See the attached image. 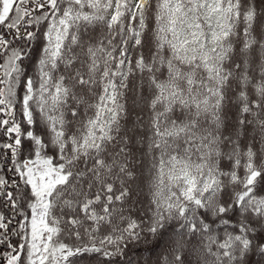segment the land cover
<instances>
[{"label":"snow or ice","instance_id":"obj_1","mask_svg":"<svg viewBox=\"0 0 264 264\" xmlns=\"http://www.w3.org/2000/svg\"><path fill=\"white\" fill-rule=\"evenodd\" d=\"M0 264H264V0H0Z\"/></svg>","mask_w":264,"mask_h":264},{"label":"trees","instance_id":"obj_2","mask_svg":"<svg viewBox=\"0 0 264 264\" xmlns=\"http://www.w3.org/2000/svg\"><path fill=\"white\" fill-rule=\"evenodd\" d=\"M137 255H139V254H137ZM142 255H143V257L146 258L149 255V253L148 252H144Z\"/></svg>","mask_w":264,"mask_h":264}]
</instances>
